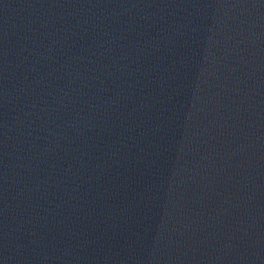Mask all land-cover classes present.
<instances>
[{
    "label": "water",
    "instance_id": "95a60500",
    "mask_svg": "<svg viewBox=\"0 0 264 264\" xmlns=\"http://www.w3.org/2000/svg\"><path fill=\"white\" fill-rule=\"evenodd\" d=\"M0 264H264V0H0Z\"/></svg>",
    "mask_w": 264,
    "mask_h": 264
}]
</instances>
